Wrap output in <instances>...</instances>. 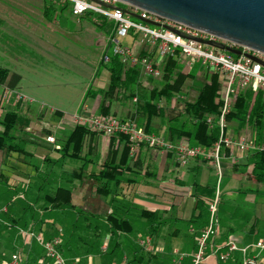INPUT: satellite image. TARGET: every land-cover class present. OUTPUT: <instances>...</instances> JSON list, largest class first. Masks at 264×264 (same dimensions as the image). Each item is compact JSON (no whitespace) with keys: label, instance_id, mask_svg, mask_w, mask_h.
Segmentation results:
<instances>
[{"label":"crops","instance_id":"crops-1","mask_svg":"<svg viewBox=\"0 0 264 264\" xmlns=\"http://www.w3.org/2000/svg\"><path fill=\"white\" fill-rule=\"evenodd\" d=\"M43 2L39 6L38 0H0V63L6 52L14 53L25 48L20 56H27L35 63L45 58L69 67L75 63L77 73L87 76L89 86L83 88L80 102L69 115L68 124L57 128L42 127L35 125L26 114L31 110L29 102L32 100L14 95L23 76L17 72H4L0 64V133L4 131L1 121L5 114L14 112L17 116L13 117L14 140L10 142L15 149L10 152L0 150V188L4 190L0 193L4 212L0 214V234H9L8 240L0 245V264H9L14 254H20V264H54L43 257L40 245L27 239L21 231H34L44 239L61 237L64 256L69 260L78 259L81 264H95V254L108 252L110 243L112 246L119 244L121 248L114 256L116 259L108 264H128L133 255L124 254V249L129 248L132 240L138 243L148 239L151 247L147 252H151L154 258L147 257V261L134 264H171L179 254L183 255L182 264H192L199 237L210 222L208 206L202 215L197 202L199 196L209 206L215 200L218 185L215 168L204 159H192L182 166L176 153L148 147L138 150L135 157L130 155L125 164L124 142L115 144L111 156L112 140L101 134L88 135L80 158H72V151L67 150L65 144L75 131V115H100L104 97L97 91L105 90L109 85L110 73L100 65L108 35L97 28L92 14L77 18L70 5L60 4L46 14L50 1ZM69 21L78 26L74 31H80L79 34L72 31ZM14 41L19 44L18 49L12 46ZM123 42L138 46L131 37H126ZM86 43L96 49L87 51L86 58L78 61L83 52L78 47ZM145 50L140 48L139 52L145 53ZM179 62L185 73L194 76L187 82L186 91L177 94L168 104L171 109L182 108L185 101L195 99L200 90L211 84L214 76L200 64L188 71L184 62ZM14 73L22 80L15 90H9L8 83ZM144 83L149 87L159 86L161 80L145 79ZM90 86L93 92L86 96ZM7 92H12L13 97L4 107ZM162 104L167 105L165 100ZM133 108L132 102L113 101L111 111L117 118L127 119ZM64 115L63 111L57 110L54 116L63 122ZM135 121L141 126L140 118ZM168 127L166 119L156 120L154 133L166 138ZM228 135L235 138L245 136L264 143V128L259 130L249 124H228ZM50 136L55 138L54 144L47 141ZM107 160H111L112 166L120 167V172H116L117 180L109 183L99 177ZM222 166L224 174L219 187L217 232L208 241L207 258L203 264H241L242 254L238 252L227 261L220 259L227 251L226 243L234 239L240 247H247L264 239V183L252 177L253 152H224ZM106 186L111 189L110 194L98 190ZM59 187L71 191V206L54 208L51 196ZM212 188L216 189L213 196L203 194L212 193L209 191ZM213 197L214 200L210 201ZM60 200L66 203L65 196ZM111 214L129 219L133 230L127 228L128 232H119V237L112 239L107 221ZM151 214L155 215L153 228L158 229L156 237L146 221ZM181 225L188 227L183 230ZM6 226L11 228L6 229ZM184 233L188 236L183 237ZM0 239L2 242L3 238ZM261 260L264 263V252Z\"/></svg>","mask_w":264,"mask_h":264},{"label":"built area","instance_id":"built-area-1","mask_svg":"<svg viewBox=\"0 0 264 264\" xmlns=\"http://www.w3.org/2000/svg\"><path fill=\"white\" fill-rule=\"evenodd\" d=\"M71 6L73 16L80 18L88 13L94 16L98 22L104 19L113 23L115 33L107 38V46L103 54L104 62L109 63L110 57L118 56L125 68L140 67L147 77L161 80L163 77V61L168 57L183 61L188 71L196 64L209 69L211 72L220 73L223 80L222 99L219 125L221 137L219 142L211 149L193 146L187 141L171 142L164 137L148 133L134 120H122L119 118L103 117L97 115L77 114L74 117L76 124L86 125L102 132L106 136L123 135L132 143L131 155H135L140 145L162 152H174L178 163L185 166L192 159L209 160L215 168L218 185L217 196L210 204V222L208 227L201 233L198 240V250L193 256L192 264H203L206 260V248L208 241L217 232V210L219 204V187L223 179L222 160L223 149L236 150L240 153L264 152V143H258L256 139L245 136L232 138L224 134L226 127L225 118L231 110L238 94L245 89L258 92L264 88V53L248 48H238L243 52L242 56L234 57L220 47L232 46L230 43L204 31L176 23L171 20L157 17L138 7L125 4L119 0H48ZM154 23V24H152ZM126 37L133 38L138 46L125 44ZM212 43V45H209ZM110 47V53L106 54ZM140 48H146L145 53L139 52ZM252 55L257 59L253 61L245 55ZM136 102L137 99H134ZM214 119L209 117V122ZM49 143L54 144L55 138H47ZM31 241H36L45 252V259L54 264H81L80 260L67 259L60 246L61 237L51 240L44 239L32 231H21ZM140 244L146 250L151 247V240H143ZM226 252L221 254L220 259L227 261L234 253L242 254L241 264H264L261 254L264 252V239L247 247H240L234 239L226 243ZM253 253L254 255H250ZM183 255H176L171 264H182ZM20 254H14L9 264H20Z\"/></svg>","mask_w":264,"mask_h":264},{"label":"trees","instance_id":"trees-1","mask_svg":"<svg viewBox=\"0 0 264 264\" xmlns=\"http://www.w3.org/2000/svg\"><path fill=\"white\" fill-rule=\"evenodd\" d=\"M55 5L56 4L53 2H48L46 14H48V12H50L52 9L55 10ZM96 25L97 28L104 31L108 37L113 36L115 33L114 24L109 23L104 19H100L98 22H96ZM108 48L109 49L106 54H111V48ZM233 56L238 58L236 55ZM100 65L101 67H105L110 73L108 87L105 90L97 91L104 97L100 107V116L116 118L115 113H112L111 111L113 101H117L118 103L132 102L134 106L133 112L132 115L127 119L135 121L137 118H140L142 120L141 127H143L148 133L155 134L154 132L156 131L154 130V122L156 120L166 119L168 121L169 127L168 134L165 139L168 141L177 143L181 141H187L193 146H200L206 149L213 148L219 142L221 137L219 118L221 113L220 110L223 104V80L221 79L220 73L214 74L211 84L200 90L195 99L191 101H185L182 108L175 107L171 109L168 104L177 94H180L184 90L187 82L194 76L192 73H185V71H183L182 65L177 59L168 57L164 60L161 84L159 86L153 87L145 86L144 80L147 79L154 82V78L147 77L142 72L140 67L125 68V65L118 56L111 55L109 63H105L104 58L102 57ZM21 80L22 77L19 74L14 73L11 76L7 88L9 90H15ZM90 92H93V88L91 86L89 87L86 96H88ZM134 99H137V101L135 102ZM163 100L166 101L167 105L162 104ZM14 116H16L14 112H8L1 121L4 131L0 133V150L3 152H10L14 148L13 145L10 144V142L14 140ZM211 116L214 117L212 123L209 122V117ZM19 119L20 118L15 121V124L19 121ZM225 122L226 127L224 129V134L226 136H229L228 124L231 123H237L240 126L249 124L253 125L259 130H262L264 128V89H260L258 92H254L252 89H245L241 91L233 103L231 112L226 115ZM92 134L104 135L102 132L96 131L89 126L76 124L75 131L65 144L67 150L71 149L72 153L70 156L72 158H80L85 138ZM231 137L235 138L234 136ZM109 138L112 140V148L110 152L111 156H113L115 144L117 142H124V159H122L126 164L130 158L132 147V143L130 142L129 138L123 135H113L109 136ZM144 147L147 146L141 144L139 150H142ZM223 152L229 153L227 149H223ZM170 154L175 153L170 152ZM132 156L135 157V155ZM253 158L254 169L252 172V177L257 181L264 183V152H253ZM205 161L209 162V160ZM104 168V171H102L99 175L101 180H106L108 183L115 179L117 180L118 175L116 172H120L119 166H112L111 160H107ZM98 190H104L106 192L105 194H110L111 189L106 186L101 189L99 188ZM209 191L212 193L203 194L207 196L212 194L213 196L216 189L212 188ZM71 195L72 193L70 190L59 187L56 190V194L51 196L53 199L52 204L55 206L54 208L60 209L67 205L71 206ZM64 196L66 197V203L60 200L61 197L64 198ZM213 200L214 197L210 201ZM207 206L210 210V206L207 201L205 203L204 199L200 198L199 196L197 208L200 210L202 215L207 210ZM141 215L143 216V213H141ZM150 216L151 218L147 219L146 221L149 223V227L152 228V231L154 232L153 237H156V232L158 229L156 227L155 229L153 228L156 225V220L154 219L155 215L151 214ZM107 221L110 224L112 239H117L119 237V232H128L126 230L127 228L133 230L132 222L129 219L118 217L115 214H111ZM9 228L11 227L6 226V229ZM140 242L141 241L137 243L135 240H132V242L129 244V248L124 249V254L128 255V253H131L133 255V260L129 261L128 264H134L137 261L143 260L144 252H146L151 259L154 258V256L151 255V252H147L145 247H143ZM110 246H112V243L109 244V247ZM62 247L63 246L61 244V251H63ZM119 248H121L120 245L116 244L113 246L110 252L107 249L108 252L106 251V253H110L114 257L117 254V250H119ZM42 251L44 254L43 257L45 258V252L43 249Z\"/></svg>","mask_w":264,"mask_h":264},{"label":"rangeland","instance_id":"rangeland-1","mask_svg":"<svg viewBox=\"0 0 264 264\" xmlns=\"http://www.w3.org/2000/svg\"><path fill=\"white\" fill-rule=\"evenodd\" d=\"M42 2L43 0H38L39 6L42 4ZM55 4L59 5L60 3ZM60 5L67 6L65 4ZM69 23L72 31L76 34H79L80 31H74V29L78 26L72 21H69ZM12 43V46L18 49L19 44L15 41ZM88 45L89 44L86 43L78 47L80 50H83L78 61H82L84 58H86V54L89 51H94L93 49H96H92L88 47ZM23 49L24 50L18 49V51H14V53L6 52L3 61L0 63L3 67L2 70L4 72H17L23 76V81L19 89L14 94L15 97L16 94H20L32 100L31 102H29V107L31 108V110L26 114H28L29 119H31V121H33L35 125L47 128H57L60 125L68 124V119H70V116L74 113L78 103L80 102V98L84 92L83 88L89 86V80H87V76H85L84 74L82 75L81 73H77L78 71L76 69H78V67H76L75 63L69 67L67 65L52 62L48 58H45V60H42V62L40 63H35L31 58L27 56H20V54L25 52V48ZM2 93L3 89L1 90V94ZM12 97V92L6 93L3 101L4 107L6 106L8 100ZM19 97L20 96L18 95V98ZM57 110L63 111L65 113V115L63 116V122L55 118L54 115ZM20 114H22V112ZM211 118L214 119L213 116H211ZM3 192V188H0V193ZM7 203L8 200L5 202V204ZM3 213V208H1L0 205V214ZM181 226L183 230L188 227L187 225ZM184 235L188 236L187 233H184L183 237ZM0 237L3 238L2 242L0 239L1 245L8 240L9 234L3 236H1L0 234ZM110 251L111 249L109 247V252ZM120 257L123 258V255ZM147 257L149 256L146 252H144L142 262L145 260L147 261ZM115 259L116 257H113L110 253H103L99 251L97 254H95V264H108Z\"/></svg>","mask_w":264,"mask_h":264},{"label":"water","instance_id":"water-1","mask_svg":"<svg viewBox=\"0 0 264 264\" xmlns=\"http://www.w3.org/2000/svg\"><path fill=\"white\" fill-rule=\"evenodd\" d=\"M119 1L216 36L232 45L220 48L233 55H243L238 48L264 53V0ZM245 56L257 61L252 55Z\"/></svg>","mask_w":264,"mask_h":264}]
</instances>
